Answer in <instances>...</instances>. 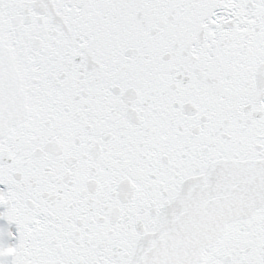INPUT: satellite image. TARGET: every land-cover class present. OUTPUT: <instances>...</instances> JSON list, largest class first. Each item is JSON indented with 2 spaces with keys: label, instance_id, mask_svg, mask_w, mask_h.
<instances>
[{
  "label": "snow or ice",
  "instance_id": "1",
  "mask_svg": "<svg viewBox=\"0 0 264 264\" xmlns=\"http://www.w3.org/2000/svg\"><path fill=\"white\" fill-rule=\"evenodd\" d=\"M0 264H264V0H0Z\"/></svg>",
  "mask_w": 264,
  "mask_h": 264
}]
</instances>
